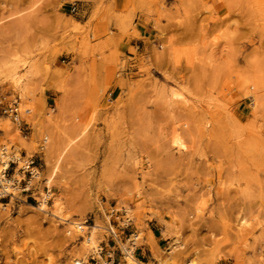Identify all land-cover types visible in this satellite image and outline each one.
Returning <instances> with one entry per match:
<instances>
[{
    "label": "rangeland",
    "instance_id": "374dc122",
    "mask_svg": "<svg viewBox=\"0 0 264 264\" xmlns=\"http://www.w3.org/2000/svg\"><path fill=\"white\" fill-rule=\"evenodd\" d=\"M67 1L0 0V64L19 61L25 100L0 91L30 125L0 115V139L42 146L62 216L0 203V264L84 262L110 208L137 264H264V0H111L94 27ZM137 15L156 30L144 49Z\"/></svg>",
    "mask_w": 264,
    "mask_h": 264
},
{
    "label": "built area",
    "instance_id": "2783aa9c",
    "mask_svg": "<svg viewBox=\"0 0 264 264\" xmlns=\"http://www.w3.org/2000/svg\"><path fill=\"white\" fill-rule=\"evenodd\" d=\"M76 10V5L71 4L70 13ZM28 113L29 110L22 109L17 96L0 91V115L8 118L24 139H27L30 131V125L23 118V115ZM41 147H38L39 152L27 155L26 152L15 149L8 141L0 139V203L2 206L20 201L38 209L52 203L54 193L46 179L42 180V187L39 188V174L42 168ZM115 213L117 210L110 208L106 216L108 240L104 245L97 243L96 247H91L89 255L84 262L81 260V264H105V262L106 264H120L122 260L125 261L124 251L119 245L117 226L112 222L113 218L119 219ZM127 222H129L128 218L121 222L122 226ZM127 241L132 242L133 240L128 238ZM135 249L134 245L133 254ZM137 261L139 264H144L140 258H137Z\"/></svg>",
    "mask_w": 264,
    "mask_h": 264
},
{
    "label": "crops",
    "instance_id": "0c3cea01",
    "mask_svg": "<svg viewBox=\"0 0 264 264\" xmlns=\"http://www.w3.org/2000/svg\"><path fill=\"white\" fill-rule=\"evenodd\" d=\"M126 0H117L115 10L119 11ZM75 4L77 10L74 13H70L75 22L80 24H86L87 26L94 27L97 21L101 18L111 17L112 14L106 13L107 8L111 7V0H74L73 2L67 1L62 5V10L69 11L70 5ZM70 12V11H69ZM111 15V16H108ZM138 17L134 20L135 30L138 33L137 38H133L130 41L131 46L140 47L141 49L146 48L147 42L150 41L152 36H155L156 30L154 24L151 21H146L145 17L137 15ZM126 40H123L125 42ZM130 57L129 55H127ZM75 57L74 64L78 63L76 55L71 54L66 56V63H71ZM119 91V86L114 85L111 94L113 92L117 93Z\"/></svg>",
    "mask_w": 264,
    "mask_h": 264
},
{
    "label": "bare ground",
    "instance_id": "6f19581e",
    "mask_svg": "<svg viewBox=\"0 0 264 264\" xmlns=\"http://www.w3.org/2000/svg\"><path fill=\"white\" fill-rule=\"evenodd\" d=\"M18 63H19V61H14V60L13 61H8V60L5 61L4 60V62H2V64H0V77H2V79L4 78V80L7 83H9L10 87H12L13 89H15L16 91L19 92V94L21 96V99L25 100V98H24V95H25L24 88H23V86H21V78H22V76L18 74L19 72L17 70L18 67H19ZM3 82L4 81H2V84H3ZM3 86H4V84H3ZM180 95H181L180 93H178L176 90L172 89V90H170V93H169V95L167 97L170 98V99L171 98L172 99H176L177 98V100H178V98H180ZM18 100H19V98H18ZM53 206H54V211L56 212L57 216L58 217H62L61 213H60V203L58 202V199L55 198L53 200ZM45 209H47V206H44V205L42 206V208H39V210H43V211ZM72 225H73L74 229L77 232H80V233L83 232L86 229V226H84V224L80 223V222H73ZM92 231H93V229H92ZM88 234H87V237H85V241L90 243V244H94V240H93L92 234H89V235ZM91 238H92V240H91ZM132 242H129V243H132ZM122 249H123L124 254H125V259L127 257V259L130 262H132L134 264H137L136 263V258L134 256H132V255H134L133 254V249L130 247L129 249L126 248L127 250H124V246L123 245H122ZM75 264H81L80 260L79 261L75 260ZM105 264H106V262H105Z\"/></svg>",
    "mask_w": 264,
    "mask_h": 264
}]
</instances>
